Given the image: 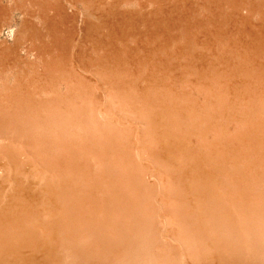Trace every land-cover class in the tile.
<instances>
[{
	"label": "rangeland",
	"instance_id": "obj_1",
	"mask_svg": "<svg viewBox=\"0 0 264 264\" xmlns=\"http://www.w3.org/2000/svg\"><path fill=\"white\" fill-rule=\"evenodd\" d=\"M128 1L116 8L142 16L136 34L113 41L110 64V49L89 43L83 25L93 20L100 40L106 31L79 1L67 3L77 18L60 39L40 42L22 30L26 20L46 30L38 2L0 0V115L13 91L14 144L30 153L22 165L43 170L31 172L35 189L53 185L60 198L44 195L38 224L59 225L70 246L62 264H264V1ZM199 156L204 169L216 166L217 195L192 183Z\"/></svg>",
	"mask_w": 264,
	"mask_h": 264
},
{
	"label": "bare ground",
	"instance_id": "obj_2",
	"mask_svg": "<svg viewBox=\"0 0 264 264\" xmlns=\"http://www.w3.org/2000/svg\"><path fill=\"white\" fill-rule=\"evenodd\" d=\"M37 8L36 10H38V17H40V21L43 23V25H45V29L44 32H41V30H38L35 25L30 22L29 20L24 21L23 25H22V30L24 33H26L27 35L30 34L33 36H36L35 38H37L40 42L43 41V35L44 36H48L51 40H53L52 42H55L56 40H58V38L61 36V28H63V24L65 23H70V24H74L76 18H77V13L72 12L70 13L68 10V7H66L67 3H75V2H80L82 4H84V8L87 10V16L95 18L97 20H100L102 23V28L105 29L106 31V38H103L102 40H100L97 37L93 36L94 32V26L96 24H94L93 20H87L86 22H84L83 25V31L86 32V37L88 39V42L95 45V46H99L100 48L106 49L107 52L109 51V54H107L108 56H106V61L110 64H112L111 62V55H119V50L118 48H114L112 43L114 41V44L116 43L115 40L122 38V35H128L130 32L131 33H135L137 32V30H135L136 27L139 26V23H137V21H139L141 19V16L139 13L135 14L134 12L136 11H131V10H118V8H116V4H117V0H113L114 2L111 3H105L104 0H31ZM127 0H125L126 2ZM130 2L133 0H129ZM128 1V2H129ZM137 5L142 9L145 7L144 3L140 2L139 0H134ZM145 1V0H144ZM148 1V0H147ZM154 1V0H153ZM264 1V0H263ZM26 2V1H22ZM28 2V1H27ZM30 2V1H29ZM119 2V0H118ZM151 2V1H150ZM158 2V0H157ZM172 3V2H171ZM174 3V0H173ZM180 3V2H179ZM260 3V2H259ZM134 4V3H133ZM146 4V3H145ZM151 4V3H150ZM155 4V3H154ZM136 5V4H135ZM172 5V4H170ZM112 6V7H111ZM155 6V5H153ZM73 7V6H72ZM77 8V7H76ZM83 8V7H82ZM156 8V7H155ZM164 8V7H163ZM162 8V9H163ZM176 8V7H175ZM179 8V7H178ZM73 9V8H72ZM137 9V8H136ZM140 9V10H141ZM165 9V8H164ZM183 9V8H182ZM32 10V9H31ZM161 10V9H160ZM5 11V10H4ZM3 8H0V22L3 18V14H4ZM144 11V10H143ZM142 11V12H143ZM156 11V10H154ZM153 11V12H154ZM33 12V11H32ZM85 12V11H84ZM138 12V11H137ZM86 13V12H85ZM159 12H157L158 14ZM162 13V12H161ZM166 13V12H165ZM146 14V13H145ZM149 14V13H148ZM35 15V13H34ZM37 15V13H36ZM35 15V16H36ZM86 15V14H85ZM111 15H117L116 21L110 23L109 22V18L111 17ZM159 15V14H158ZM32 16V15H31ZM81 16V15H80ZM140 17V18H139ZM146 17V16H144ZM83 18V17H82ZM158 18V17H157ZM162 19V18H161ZM25 20V19H24ZM153 20V19H152ZM145 21L147 22V20H144L142 23H145ZM156 21V20H155ZM158 21V20H157ZM40 22V23H41ZM162 22V21H161ZM98 23V22H97ZM171 23V22H170ZM169 23V24H170ZM22 24V23H21ZM81 23H78V26ZM118 24L123 25L124 27L121 28ZM66 25V24H65ZM67 26V25H66ZM143 26V25H142ZM21 27V25H20ZM44 27V26H43ZM100 27V26H99ZM141 27V26H140ZM159 27V26H158ZM81 29V28H80ZM79 30V29H78ZM82 30V29H81ZM142 30V29H141ZM140 30V31H141ZM64 31V30H63ZM82 32V31H81ZM96 32V31H95ZM100 32V31H99ZM67 33V32H64ZM142 33V32H141ZM145 33V32H143ZM257 33V32H256ZM18 34V33H17ZM21 34V32L19 33ZM72 34V33H70ZM75 34V33H74ZM80 34V33H79ZM78 34V35H79ZM97 34V33H96ZM136 34V33H135ZM140 34V33H139ZM100 35V34H99ZM146 36L148 37H152L153 33H145ZM263 35V34H262ZM22 36V35H21ZM80 36V35H79ZM136 36V35H135ZM145 36V37H146ZM63 37V36H62ZM73 37V35H72ZM76 37V36H75ZM81 37V36H80ZM125 37V36H124ZM139 37V36H138ZM136 37V38H138ZM143 37V36H142ZM257 38V36H255ZM261 37V36H259ZM18 38V36H17ZM83 38V36H82ZM23 39V38H22ZM60 39V38H59ZM67 39V38H66ZM72 39V38H71ZM78 39V38H77ZM255 39V38H254ZM73 40V39H72ZM123 40V39H122ZM22 41V40H20ZM19 41V42H20ZM46 41V40H44ZM79 42V39L77 40ZM76 41V42H77ZM84 41V40H83ZM258 41V40H257ZM260 41V40H259ZM256 42V41H255ZM262 42V41H261ZM62 43V42H61ZM85 43V42H83ZM87 43V42H86ZM257 43V42H256ZM255 43V44H256ZM41 44V43H40ZM47 44V43H46ZM119 44V43H118ZM117 44V45H118ZM15 45V44H14ZM61 45V44H60ZM91 45V46H93ZM260 45V44H257ZM263 45V43H262ZM2 46V45H1ZM18 46V45H17ZM16 46V47H17ZM20 46V45H19ZM49 46V45H47ZM55 46V45H54ZM115 46V45H114ZM121 46V45H120ZM123 46V45H122ZM155 46V45H154ZM14 47V46H12ZM50 47V46H49ZM82 47V46H81ZM259 47V46H258ZM257 47V48H258ZM263 47V46H262ZM10 48V47H9ZM46 48V47H45ZM53 48V47H52ZM86 48V47H85ZM121 48V47H120ZM249 48V47H247ZM2 49V48H1ZM17 49V48H16ZM19 49V48H18ZM48 49V48H47ZM60 49V48H58ZM88 49V48H87ZM86 49V50H87ZM91 49V48H90ZM3 50V49H2ZM1 50V51H2ZM10 50V49H9ZM8 50V52H9ZM12 50V49H11ZM20 50V49H19ZM23 50V49H22ZM45 50V49H44ZM50 50V49H49ZM48 50V51H49ZM68 50V49H67ZM94 50V49H93ZM92 50V51H93ZM121 50V49H120ZM123 50V49H122ZM121 50V51H122ZM254 50V48H253ZM7 51V49L5 50V52ZM89 50H87L88 52ZM146 51V50H145ZM258 51V50H256ZM17 52V51H14ZM58 52V51H57ZM86 52V51H85ZM94 52V51H93ZM106 52V51H105ZM130 53H132L131 50H129ZM128 52V53H129ZM259 52V51H258ZM13 53V52H12ZM45 53V52H44ZM51 53V52H50ZM59 53V52H58ZM62 53V52H61ZM111 53V55H110ZM11 54V53H10ZM14 54V53H13ZM63 54V53H62ZM146 54V52H145ZM148 54V53H147ZM8 55V54H7ZM106 55V53H105ZM2 56V54H1ZM9 56V55H8ZM10 57V56H9ZM65 58V56H63ZM82 57V56H81ZM94 57V56H93ZM1 58V57H0ZM3 58V57H2ZM1 58V59H2ZM4 58H6L5 60L7 61V56L4 55ZM11 58V57H10ZM91 58V57H90ZM111 58V59H110ZM13 59V58H12ZM58 59V58H57ZM110 59V60H108ZM3 60V59H2ZM1 60V62H2ZM94 60V59H93ZM56 61V60H55ZM92 61V60H91ZM105 61V62H106ZM5 62V61H4ZM3 63V62H2ZM14 64V63H13ZM9 65V64H8ZM108 65V64H107ZM6 66V65H5ZM14 66V65H13ZM57 66V65H56ZM110 66V65H108ZM195 68V67H194ZM53 69V68H52ZM59 70V69H58ZM45 71V70H44ZM51 71V70H50ZM55 71V69H54ZM204 71V70H203ZM44 73V72H43ZM42 73V74H43ZM75 73V72H74ZM112 73H110L109 75H111ZM57 75V74H56ZM200 75V74H199ZM85 76V75H84ZM112 76V75H111ZM46 77V76H45ZM71 79V78H70ZM73 79V78H72ZM114 79H116V81L119 82L118 78L115 76ZM71 81V80H70ZM75 81V80H74ZM115 81V80H114ZM52 83V82H51ZM116 83V82H115ZM23 84V83H22ZM21 85V84H20ZM74 85V84H73ZM117 85V83H116ZM115 85V86H116ZM159 85V84H157ZM120 86V85H119ZM21 87V86H20ZM231 87V86H230ZM74 88V87H73ZM24 89V87H23ZM145 89V88H144ZM158 89V88H157ZM236 89V88H235ZM21 90V89H20ZM147 90V89H146ZM17 91V90H16ZM15 91V92H16ZM26 91V90H25ZM164 91H166L164 89ZM18 92V91H17ZM24 92V91H23ZM131 92V91H130ZM144 92V91H142ZM147 92V91H146ZM21 93V92H20ZM133 92H131L132 94ZM161 93V92H160ZM167 93V92H166ZM14 92L12 91V93H8V98H5V107H9L11 111L7 112H3L2 114H4V116L0 115V264H62V252L61 249L64 248H69V244L67 239H64L63 236L60 234V232H62L60 230V228L58 227L59 225H57L56 223H51L48 222L47 223H42L40 222L38 224L37 221V217H39V215L41 213H44V206H43V199H44V195L49 196V197H56V194L58 193L57 191L55 192L52 188L53 185H50L47 189L46 188H38L35 189L36 186H34L35 182L33 180H31L32 174L31 172H40L43 170H40L38 168H35L32 166V168H30V164L28 167L27 163H26V168L25 166H23V162L22 161H26L30 163L29 161V155L30 153L27 152V150H23L25 147L23 146L20 148L15 147L14 141H15V127L13 124V113L12 112V103H14ZM137 94V92H136ZM22 95V93H21ZM27 95V94H26ZM170 95V94H169ZM168 95V96H169ZM173 95V94H172ZM30 96V94H29ZM148 96V95H147ZM159 96V95H157ZM167 96V95H166ZM18 97V96H17ZM20 97V96H19ZM30 98V97H29ZM144 98V97H143ZM142 98V99H143ZM147 98V97H146ZM145 98V99H146ZM21 100V98H20ZM23 100V99H22ZM32 100V99H31ZM34 100V99H33ZM32 100V101H33ZM30 101V100H29ZM40 101H42L40 99ZM45 101V100H44ZM22 102V101H21ZM36 102V101H35ZM18 103V102H17ZM37 103V102H36ZM170 103V102H169ZM168 103V104H169ZM0 104H2V102H0ZM21 104V103H20ZM26 104V103H25ZM29 104V102L27 103V105ZM35 104V103H34ZM44 104V103H43ZM18 105V104H17ZM32 105V104H31ZM41 105V104H40ZM29 106V105H28ZM40 107V106H39ZM43 107V106H42ZM56 107V106H55ZM28 108V107H27ZM44 108V107H43ZM24 109V108H23ZM33 109V108H32ZM35 110V109H34ZM37 110V108H36ZM45 110V109H44ZM55 110V109H54ZM53 110V111H54ZM39 111V109H38ZM43 111V110H42ZM46 111V110H45ZM27 112V111H26ZM36 112V111H35ZM41 113V111H40ZM39 113V114H40ZM46 113V112H45ZM52 113V112H51ZM67 113V112H66ZM49 114V113H48ZM43 115V114H41ZM46 115V114H45ZM164 115V114H162ZM38 116V115H37ZM57 116V115H56ZM66 116V115H65ZM82 116V115H81ZM159 116H161L159 114ZM47 117V116H46ZM152 117V116H151ZM23 118V117H22ZM38 118V117H37ZM65 118V117H64ZM162 117H160L161 119ZM40 119V118H39ZM45 119V117H44ZM78 119V118H77ZM150 119V118H149ZM24 120V119H23ZM49 120V119H48ZM152 120V119H151ZM232 120V119H231ZM43 121V120H42ZM169 121V120H168ZM39 122V121H38ZM37 122V123H38ZM156 122V121H155ZM158 122V121H157ZM176 122V121H175ZM49 125V124H48ZM160 125V124H159ZM42 126V125H41ZM150 126V124H149ZM155 126V125H154ZM168 126V125H167ZM18 127V126H17ZM22 127V126H20ZM38 128V126H37ZM170 128V127H169ZM17 129V128H16ZM27 129V128H26ZM260 129V128H259ZM37 130V129H36ZM39 130V128H38ZM46 130V128H45ZM17 131L20 132V130L17 129ZM16 131V132H17ZM25 131V130H23ZM158 131V130H157ZM161 131V130H160ZM169 131V130H168ZM257 131V130H256ZM42 132V131H41ZM21 133V132H20ZM19 133V134H20ZM27 133V132H26ZM34 133V132H33ZM36 133V132H35ZM40 133V132H38ZM36 133V138L42 139V137L45 135V133L43 132V136L40 137L39 134ZM52 133V132H51ZM25 132L21 133V136L24 135ZM31 134V132H30ZM239 134V133H238ZM28 135V134H27ZM184 135V134H183ZM240 135V134H239ZM20 137V135H18ZM52 136V135H51ZM179 136V135H178ZM32 137V135H31ZM45 137V136H44ZM160 137V136H159ZM166 137V135H165ZM26 138V136H25ZM29 138V135H28ZM58 138V137H57ZM179 138V137H178ZM229 138V137H227ZM18 139H22V138H18ZM24 139V138H23ZM59 139V138H58ZM29 140V139H28ZM27 140V142H28ZM35 140V139H34ZM37 140V141H38ZM53 140V139H52ZM171 140V139H170ZM175 138H173L172 141H174ZM229 140V139H228ZM232 140V139H231ZM23 141V140H22ZM163 141V140H162ZM233 141V140H232ZM25 142V141H23ZM42 142V140H41ZM53 142V141H52ZM66 142V141H65ZM176 142V140H175ZM235 142V141H234ZM21 143V142H20ZM37 143V142H36ZM173 143V142H172ZM178 143V141H177ZM176 143V144H177ZM227 143V142H226ZM261 143V142H260ZM23 144V143H22ZM25 144V143H24ZM27 144V143H26ZM44 144V143H43ZM175 144V145H176ZM180 144V143H179ZM186 144V143H185ZM19 145V144H18ZM29 145V142H28ZM37 145V144H36ZM57 145V144H56ZM173 145V144H172ZM200 145V144H199ZM177 146V145H176ZM184 146V145H183ZM187 146V145H186ZM185 146V147H186ZM172 147V146H171ZM182 146H180L181 148ZM189 148V147H188ZM37 149V148H36ZM182 149V148H181ZM184 149V148H183ZM179 150V148H178ZM30 151V150H29ZM37 151V150H36ZM167 151V150H166ZM189 151V150H188ZM195 152V151H194ZM37 153L40 154V151H38ZM173 153V152H172ZM171 153V154H172ZM181 153V152H180ZM192 153V152H191ZM36 154V153H35ZM33 154V155H35ZM38 154V156H39ZM55 154V153H54ZM67 154V153H66ZM170 154V153H169ZM184 154V153H183ZM190 154V153H189ZM202 154V153H199ZM58 155V154H57ZM22 157L20 161H18V157ZM37 156V155H36ZM38 156H37V160H38ZM61 156V155H60ZM64 156V155H63ZM198 156V155H197ZM203 156H205L203 154ZM209 156V155H208ZM207 156V157H208ZM169 157V156H168ZM183 158V156H182ZM194 164L196 168H199L196 174H191L193 181L192 183H195L194 186L197 188L198 186V191H200L201 193H209L210 196L213 194H216L217 191V186H219L218 181H219V176H218V172L217 169L215 170L216 166L214 169H204V163L206 161V158H202V156L199 157H194ZM60 159V158H59ZM208 159L210 160V158L208 157ZM207 159V161H208ZM53 160V159H52ZM65 160V159H64ZM54 161V160H53ZM213 161V160H212ZM211 161V162H212ZM58 162V161H57ZM192 162V161H190ZM209 162V161H208ZM56 163V162H52ZM207 163V162H206ZM23 164V165H22ZM58 164V163H57ZM188 165V164H187ZM185 166V165H184ZM194 167V165H192ZM15 168V170L13 169ZM59 168V167H58ZM62 168V167H61ZM64 168V166H63ZM73 168V167H72ZM15 171H13V170ZM194 170V169H193ZM13 171V173H12ZM45 171V170H44ZM62 170H60L59 173H61ZM189 171V170H188ZM56 172V171H55ZM183 172V171H182ZM180 171V173H182ZM187 172V171H184ZM58 173V172H57ZM156 174V173H155ZM58 175V174H57ZM56 175V176H57ZM151 175V174H150ZM47 176V175H46ZM51 176V175H50ZM55 176V175H54ZM55 176V177H56ZM155 176V175H154ZM157 176V175H156ZM159 176V175H158ZM38 179L45 180L47 179L45 176H37ZM143 177V176H142ZM24 178V180H23ZM29 178V179H28ZM152 178V177H151ZM34 179V178H33ZM157 179V178H156ZM35 180V179H34ZM40 180H38L39 182H41ZM91 180V179H90ZM38 181H36V183H38ZM61 181V180H60ZM55 182V180H54ZM47 183H52V181L47 180ZM58 183H60L58 181ZM160 183V181H159ZM42 184H44L42 182ZM62 185V183H61ZM68 185V184H66ZM106 185V184H105ZM39 186V185H38ZM63 186V185H62ZM65 186V184H64ZM140 186V185H139ZM58 186H56L55 190L57 189ZM61 187V186H59ZM73 187V186H72ZM71 187V188H72ZM92 187V186H91ZM63 188V187H61ZM59 188V189H61ZM195 188V190H196ZM64 189V188H63ZM63 189H61L62 191H64ZM67 190V188H66ZM111 190V189H110ZM186 190V189H184ZM232 189H230L231 191ZM68 191L69 188H68ZM193 191V190H192ZM76 192V190H75ZM56 193V194H55ZM63 193V192H62ZM65 193V197L67 198H72L73 197V190H71V192H64ZM63 193V194H64ZM86 194V193H85ZM231 194V193H230ZM87 195V194H86ZM217 195V194H216ZM215 195V196H216ZM221 195V194H220ZM59 196V195H58ZM70 196V197H69ZM95 196V195H94ZM134 196V195H133ZM201 197H203L202 195H200ZM199 196V197H200ZM205 196H208L205 195ZM230 196V195H229ZM61 197V195H60ZM86 197V196H85ZM97 197V196H96ZM228 197V196H227ZM48 198V197H47ZM64 198V197H63ZM87 198V197H86ZM138 198V197H137ZM217 198V196H216ZM215 198V200H216ZM60 199V198H57ZM56 199V200H57ZM54 199H52V202ZM67 200V199H66ZM79 200H81L79 198ZM83 200V198H82ZM88 200V199H86ZM208 200V199H207ZM211 200V199H210ZM85 200H83L84 202ZM206 201V200H205ZM209 201V200H208ZM217 201V200H216ZM61 203V201H59ZM77 202V201H76ZM75 202V203H76ZM51 203V202H50ZM67 203V202H66ZM72 203V202H71ZM85 203V202H84ZM251 203V202H250ZM45 204V203H44ZM49 204V203H48ZM70 204V203H69ZM73 204V203H72ZM77 204V203H76ZM80 204V202H79ZM244 204V203H243ZM54 205V204H53ZM52 205V206H53ZM60 205V204H59ZM223 205V204H222ZM43 206V207H42ZM47 206V205H46ZM62 206L65 207V205L62 204ZM61 206V207H62ZM71 206V205H70ZM81 206V205H80ZM113 206V205H111ZM215 206V205H214ZM217 206V205H216ZM246 206V205H245ZM48 207V206H47ZM46 207V208H47ZM57 207V206H55ZM53 207V209L55 208ZM242 207V206H241ZM248 207V206H247ZM50 208V207H49ZM71 208V207H69ZM150 208V207H149ZM163 208V207H162ZM222 208V207H221ZM250 208V207H249ZM48 209V208H47ZM63 209V208H62ZM73 209V207L71 208ZM70 209V210H71ZM92 209V208H91ZM68 210V208H67ZM68 210V211H70ZM86 210V209H85ZM143 210V209H142ZM157 210V209H156ZM182 210V209H181ZM244 210V209H243ZM252 210V209H251ZM259 210V208L257 209ZM51 211V210H50ZM58 211V210H57ZM54 211L53 212H57ZM63 211V210H62ZM61 211V212H62ZM66 212V210H64ZM63 211V212H64ZM241 211V210H240ZM52 212V213H53ZM59 211V213H61ZM82 212V211H81ZM102 212V211H101ZM105 212V211H104ZM145 213V212H144ZM170 213V212H169ZM225 213V212H224ZM158 214V213H157ZM227 214V213H226ZM46 215V214H45ZM53 215V214H52ZM59 214H57L58 216ZM165 215V214H164ZM51 216V214H50ZM49 216V218H50ZM83 216V215H82ZM133 216V215H132ZM149 216V215H148ZM230 216V215H229ZM44 217V216H43ZM47 217V216H46ZM64 217V216H62ZM66 217V216H65ZM155 217V216H154ZM196 217V216H195ZM54 218V217H53ZM56 218V217H55ZM244 218V217H243ZM39 219V218H38ZM82 219V218H81ZM159 219V218H158ZM166 219V218H165ZM46 220V219H45ZM59 220V218H58ZM57 220V221H58ZM95 220V219H94ZM106 220V219H105ZM35 221H37V223H34ZM55 221V220H54ZM216 221V220H215ZM77 222V221H75ZM102 222V221H100ZM161 222V221H160ZM59 223L60 220H59ZM74 223V222H73ZM152 223V222H151ZM71 224V223H70ZM193 224V223H192ZM151 225V224H150ZM174 225V224H173ZM65 226V225H64ZM62 227V225H61ZM71 227V226H69ZM184 227V226H183ZM240 227V226H239ZM43 230H42V229ZM124 228V227H123ZM69 229V228H68ZM146 229V228H145ZM144 229V230H145ZM202 229V228H201ZM42 230V231H41ZM63 230V229H62ZM87 230V228H86ZM150 230V229H149ZM158 230V228H157ZM69 231V230H68ZM142 231V230H141ZM107 232V231H106ZM116 233V232H115ZM64 234V231H63ZM67 235V234H65ZM105 235V234H104ZM136 235V234H135ZM153 235V234H152ZM181 235V234H180ZM121 236V235H120ZM154 236V235H153ZM158 236V235H157ZM99 237V236H98ZM102 237V236H101ZM115 238V237H114ZM162 238V237H161ZM247 238V237H246ZM99 239V238H98ZM117 240V239H116ZM119 241V240H118ZM172 242V241H171ZM103 243V240H102ZM221 243V242H220ZM229 243V242H228ZM102 246V245H101ZM225 246V245H224ZM77 247V246H76ZM230 247V246H229ZM221 248V247H220ZM223 248V247H222ZM234 248V247H233ZM65 249V250H66ZM78 249V248H77ZM86 249V248H85ZM90 249V247H89ZM104 249V248H103ZM102 249V250H103ZM107 249V248H106ZM218 249V248H217ZM64 250V252H65ZM70 250L72 251V249L70 248ZM228 250V249H227ZM232 250V249H231ZM88 251V250H85ZM105 251V250H104ZM226 251V250H224ZM236 251V250H235ZM67 252H70L69 250ZM90 252V251H88ZM86 253V252H85ZM108 253V252H107ZM221 253V252H220ZM66 254V253H65ZM68 254V253H67ZM90 254V253H89ZM201 254V253H200ZM199 254V256H200ZM230 254V253H229ZM236 254V253H235ZM80 255V254H79ZM93 255V254H92ZM72 256V255H71ZM98 256V255H96ZM113 256V255H112ZM235 256V255H234ZM73 257V256H72ZM70 257V258H72ZM83 257V256H82ZM85 257V256H84ZM93 257V256H92ZM233 257V256H232ZM67 259V257H65ZM86 258V257H85ZM225 258V257H224ZM242 258V257H241ZM84 259V258H82ZM82 259L80 258H75V261H81ZM175 259V258H174ZM181 259V258H180ZM219 259V258H218ZM87 260V259H86ZM103 260V259H102ZM186 260V259H185ZM85 261V260H84ZM105 261V260H104ZM66 262V261H65ZM64 262V263H65ZM83 261H81L82 263ZM95 262V261H94ZM231 262V261H230ZM240 262V261H239ZM245 262V261H242ZM98 263V262H97ZM108 263V261H107ZM84 264V263H83ZM101 264V263H98ZM105 264V262H104ZM232 264V263H231Z\"/></svg>",
	"mask_w": 264,
	"mask_h": 264
}]
</instances>
